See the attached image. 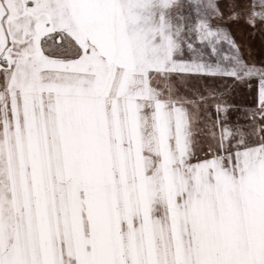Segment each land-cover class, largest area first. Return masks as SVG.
<instances>
[{"label":"snow or ice","instance_id":"6c2138e0","mask_svg":"<svg viewBox=\"0 0 264 264\" xmlns=\"http://www.w3.org/2000/svg\"><path fill=\"white\" fill-rule=\"evenodd\" d=\"M0 264H264V0H0Z\"/></svg>","mask_w":264,"mask_h":264}]
</instances>
